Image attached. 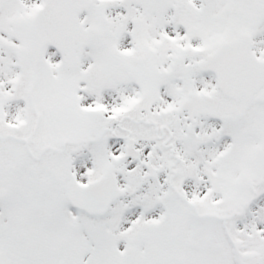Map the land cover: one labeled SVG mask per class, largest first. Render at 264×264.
Returning a JSON list of instances; mask_svg holds the SVG:
<instances>
[{
    "label": "snow or ice",
    "instance_id": "6c2138e0",
    "mask_svg": "<svg viewBox=\"0 0 264 264\" xmlns=\"http://www.w3.org/2000/svg\"><path fill=\"white\" fill-rule=\"evenodd\" d=\"M0 264H264V0H0Z\"/></svg>",
    "mask_w": 264,
    "mask_h": 264
}]
</instances>
